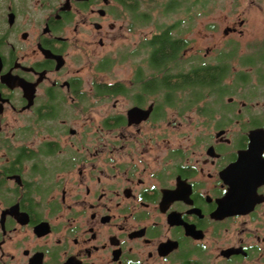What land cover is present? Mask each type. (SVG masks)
I'll use <instances>...</instances> for the list:
<instances>
[{
  "label": "flooded vegetation",
  "instance_id": "af4514ba",
  "mask_svg": "<svg viewBox=\"0 0 264 264\" xmlns=\"http://www.w3.org/2000/svg\"><path fill=\"white\" fill-rule=\"evenodd\" d=\"M140 1L1 2L0 264H264V15L257 73L231 70L233 49L186 56L177 21L100 79ZM165 33L176 56L156 65Z\"/></svg>",
  "mask_w": 264,
  "mask_h": 264
},
{
  "label": "rangeland",
  "instance_id": "374dc122",
  "mask_svg": "<svg viewBox=\"0 0 264 264\" xmlns=\"http://www.w3.org/2000/svg\"><path fill=\"white\" fill-rule=\"evenodd\" d=\"M3 0H0V4ZM163 1L167 0H151L146 2L141 0L138 5L139 12H149L150 17L145 21L139 18L134 22V33L131 38L124 36L117 37L112 43H107L106 46L100 48L105 54L97 59L94 63V71L102 72L100 79L110 78L112 76L125 77L134 67V61L130 58L127 52L131 49L132 42L140 40L144 34L150 36L156 30L157 26H165L174 24L177 21L182 35L192 41L189 53L186 56H191L193 52L197 57L207 55V59L215 57L217 50L232 51L235 55L231 59L230 68L234 72L240 70H248L250 73H257V25L262 24L263 19L260 14L264 15L261 10H264V0H207V13L201 11L200 3L186 9L182 7L177 12L163 13ZM194 0H187V4ZM137 14V13H136ZM242 21V23H239ZM127 24L126 22H123ZM237 27L242 31V34L231 33L223 34L222 30L226 27ZM124 30V29H123ZM129 36L128 33L125 32ZM194 48V47H196ZM114 49V50H113ZM207 49H212L206 53ZM109 50V51H107ZM193 51V52H192ZM252 55V61L256 65H244L240 62L241 56ZM116 62L111 60L114 59ZM109 59L108 64L106 60ZM104 63L108 69L101 71L98 69L99 63ZM116 63V64H115ZM110 65V66H109ZM109 66V67H108ZM105 77V78H104ZM230 83V88L235 86L234 77L232 74L225 80Z\"/></svg>",
  "mask_w": 264,
  "mask_h": 264
},
{
  "label": "trees",
  "instance_id": "16d2710c",
  "mask_svg": "<svg viewBox=\"0 0 264 264\" xmlns=\"http://www.w3.org/2000/svg\"><path fill=\"white\" fill-rule=\"evenodd\" d=\"M201 1L206 2L207 0H197V2H199V3ZM173 25H175V24H173ZM153 44L155 46L154 49H155L156 52L153 53L152 58H153L154 61H156V65L158 63L161 64L163 62L165 64H168L169 63V59H171V58H173V57L176 56V52H175L176 49H175V47H173V46L172 47H168L169 44H174L173 42H171V38L168 37V33H165V34L161 35L160 37H156L155 38V42ZM161 49H163V51H161L160 55H158V56L155 57V55H157L156 53L158 52V50H161ZM232 51L227 52V54H225L223 56L224 57L231 56L230 54H231ZM256 53H257V49L255 50V54ZM245 58H246V62L244 63L245 65H247V64H250V65L254 64V65H256V63H254L253 61H251L252 55L246 56ZM247 58H249L250 60H248ZM200 79L201 78L198 76L196 78V80H194V83L195 84H198V85H202V84L206 85V84H208V82H211V83L216 82L215 79H209V80H207V79H201L200 80Z\"/></svg>",
  "mask_w": 264,
  "mask_h": 264
}]
</instances>
